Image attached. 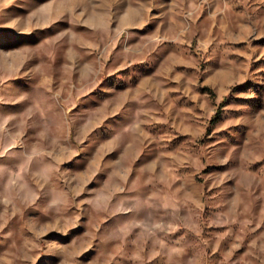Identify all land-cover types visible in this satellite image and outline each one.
<instances>
[{
  "label": "rangeland",
  "instance_id": "374dc122",
  "mask_svg": "<svg viewBox=\"0 0 264 264\" xmlns=\"http://www.w3.org/2000/svg\"><path fill=\"white\" fill-rule=\"evenodd\" d=\"M0 264H264V0H0Z\"/></svg>",
  "mask_w": 264,
  "mask_h": 264
}]
</instances>
